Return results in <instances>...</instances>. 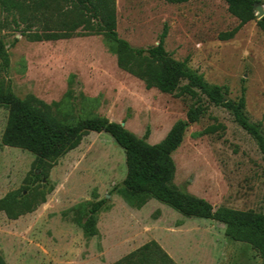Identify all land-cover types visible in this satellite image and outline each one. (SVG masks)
Here are the masks:
<instances>
[{
  "label": "rangeland",
  "instance_id": "obj_1",
  "mask_svg": "<svg viewBox=\"0 0 264 264\" xmlns=\"http://www.w3.org/2000/svg\"><path fill=\"white\" fill-rule=\"evenodd\" d=\"M256 4L264 10V0ZM115 9L118 35L136 47L155 45L166 24L164 46L171 56L186 60L207 82L226 86L227 99L237 101L243 90L245 114L261 123L264 135V33L257 17L231 38L220 39L221 32L238 25L224 0H115ZM22 26L0 12V38L9 57L0 81L15 95H33L53 105L69 92L73 116H104L150 144L160 142L177 120L187 119L188 110L201 104L202 113L189 122L171 153L174 185L214 208L264 213V153L227 108L204 96L198 102L145 88L140 78L118 66L101 35L79 30L64 39L32 41ZM7 117L8 109L0 106V198L19 188L26 193L32 172H41L32 152L2 144ZM45 172L39 188H52L45 202L16 219L0 212V255L8 264H112L150 240L176 264L260 261L249 244L225 238L219 221L187 217L153 198L140 208L128 205L114 189L126 175L125 153L104 131L85 134ZM97 200H104L97 234L86 237L70 208ZM204 231L215 238L211 246Z\"/></svg>",
  "mask_w": 264,
  "mask_h": 264
},
{
  "label": "trees",
  "instance_id": "obj_2",
  "mask_svg": "<svg viewBox=\"0 0 264 264\" xmlns=\"http://www.w3.org/2000/svg\"><path fill=\"white\" fill-rule=\"evenodd\" d=\"M184 3L188 0H164ZM228 11L237 18L238 25L221 32L220 39L231 38L245 23L256 17V0H224ZM0 12L11 16L16 27L32 41H49L70 37L81 30L84 35H101L108 50L116 56L117 64L140 78L147 89L157 88L164 93L189 96L201 101V96L214 105L227 108L238 125L249 133L264 153V135L261 123L249 121L245 114L242 93L237 101L226 98V86L207 82L201 73L190 68L186 60L171 56L164 46L167 25L164 24L157 43L136 47L117 33L115 0H0ZM264 33V15L257 19ZM36 26V30H32ZM9 64L5 43L0 38V69ZM69 92L59 102L47 104L33 95L20 98L9 86L0 81V106L8 109V117L1 142L19 147L35 155L36 168L31 180L22 188L10 191L0 198V212L10 219L32 212L46 201L47 191L39 188L40 177L58 157L77 147L90 131H104L124 150L126 175L114 189L124 201L134 208L142 207L150 198L162 202L187 217H201L225 225V236L244 242L256 252L264 264V213L252 209L239 210L226 206L214 208L207 200L181 191L174 183L175 163L171 153L181 144L190 121L202 113V105L188 110L187 119L177 120L163 139L155 144L137 137L121 123L104 116L72 115L67 106ZM64 105V106H63ZM104 200L84 201L70 208L73 220L86 237L97 234V213ZM0 264H8L0 255ZM112 264H176L155 241L150 240Z\"/></svg>",
  "mask_w": 264,
  "mask_h": 264
},
{
  "label": "crops",
  "instance_id": "obj_3",
  "mask_svg": "<svg viewBox=\"0 0 264 264\" xmlns=\"http://www.w3.org/2000/svg\"><path fill=\"white\" fill-rule=\"evenodd\" d=\"M224 227H225V225H224ZM203 238L205 239V240H209V241H211L210 242V246H211V243H213V242H215V238L212 236V233L209 231V232H203ZM225 238H227L226 236H224ZM209 249V247H205V249L204 250H206L205 252H208L207 250ZM212 250V248H210V250L209 251H211ZM207 254V253H206Z\"/></svg>",
  "mask_w": 264,
  "mask_h": 264
},
{
  "label": "water",
  "instance_id": "obj_4",
  "mask_svg": "<svg viewBox=\"0 0 264 264\" xmlns=\"http://www.w3.org/2000/svg\"><path fill=\"white\" fill-rule=\"evenodd\" d=\"M255 9H256V17L258 19H260L263 15H264V10L260 5H255ZM121 125H123V123H121Z\"/></svg>",
  "mask_w": 264,
  "mask_h": 264
}]
</instances>
